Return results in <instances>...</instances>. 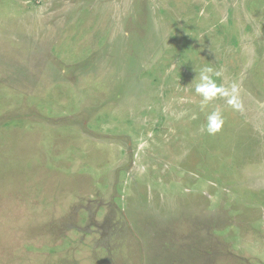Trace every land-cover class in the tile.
Returning <instances> with one entry per match:
<instances>
[{
    "label": "rangeland",
    "instance_id": "1",
    "mask_svg": "<svg viewBox=\"0 0 264 264\" xmlns=\"http://www.w3.org/2000/svg\"><path fill=\"white\" fill-rule=\"evenodd\" d=\"M0 264H264V0H0Z\"/></svg>",
    "mask_w": 264,
    "mask_h": 264
},
{
    "label": "clouds",
    "instance_id": "2",
    "mask_svg": "<svg viewBox=\"0 0 264 264\" xmlns=\"http://www.w3.org/2000/svg\"><path fill=\"white\" fill-rule=\"evenodd\" d=\"M213 75L219 77L221 72L214 71L212 67H204L197 74L198 82L196 83L195 92L203 99L204 103H202L201 108L203 109L207 102H210L219 96L226 98L227 104L233 109H242V104L239 100V86L235 82L229 87L219 85L213 78ZM197 76L195 79H197ZM223 125L224 119L220 111H213L207 116L206 129L208 134L214 135L218 133Z\"/></svg>",
    "mask_w": 264,
    "mask_h": 264
}]
</instances>
